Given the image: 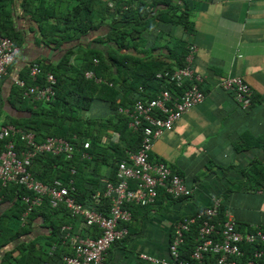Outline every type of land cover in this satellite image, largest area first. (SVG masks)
<instances>
[{"label":"crops","instance_id":"crops-1","mask_svg":"<svg viewBox=\"0 0 264 264\" xmlns=\"http://www.w3.org/2000/svg\"><path fill=\"white\" fill-rule=\"evenodd\" d=\"M148 1L154 8L155 2L163 0ZM23 2L0 0V22L9 24L21 39L16 61L0 78V126L5 124L8 115H28L20 109L22 104L18 100L10 99V93L12 87L17 86L16 79L28 77L30 63H56L69 49L73 48L76 56L87 47H101L96 39L109 30V26L104 25L62 46L46 44L39 23ZM180 5H185L190 14L194 26L192 33L177 23L158 22L143 35L138 46L141 52L136 54L135 50H129V53L143 58L144 52L156 47L151 56L172 66L169 70H173L184 64L179 66L166 48L177 55L184 49L187 55L190 45L196 47L193 67L202 76L205 98L178 119L171 129L158 136L150 152L152 162L168 164L174 173L184 178L193 194L174 199L161 191L154 204L132 206L133 218L127 224L128 234L109 248L104 264L172 261L170 244L175 224L211 205L213 197L222 199L224 210L233 215L242 231L258 226L264 229V0H186ZM73 61L79 62L76 57ZM235 75L242 76L252 87L248 108H243L233 94L220 85L222 79ZM158 87L147 88L150 96L155 95ZM138 94L128 90V102L124 106L130 107ZM110 114L109 104L100 99H95L86 113L94 119ZM107 134L101 135L103 145L112 146L118 142L119 132L109 129ZM107 149L105 155L113 163L110 156L113 150ZM129 152L133 150L128 149ZM103 155L94 158L85 169L86 175L93 178L82 185L88 190L93 189L91 199L84 202L90 207L99 205L100 199H106L103 195L105 186L109 181H115L112 179L115 168L104 161ZM91 180H95L94 183ZM12 205L10 200L0 197V218ZM99 207L103 212H109L106 204ZM31 217H28L27 229L19 235L9 231L10 220L1 227L0 264H44L46 261L59 264V260L48 257L47 252L53 243L58 245L59 255L72 252L69 243L62 241V226L70 228L75 235L99 234L97 227L87 226L66 209L57 208L50 214L37 213ZM20 223L24 225L21 218ZM195 242L196 239L191 241V247H187L186 240L182 246L185 258L190 259Z\"/></svg>","mask_w":264,"mask_h":264},{"label":"built area","instance_id":"built-area-1","mask_svg":"<svg viewBox=\"0 0 264 264\" xmlns=\"http://www.w3.org/2000/svg\"><path fill=\"white\" fill-rule=\"evenodd\" d=\"M170 1L180 5L186 0ZM150 10L154 8L150 7ZM18 53L19 46L16 42L11 37L0 34V78L7 74ZM195 53L196 47L190 45L183 66L156 73V79L161 84L155 95L150 96L147 88L140 87L139 94L130 107H119V111L129 118L128 127L133 131L141 130L142 136L138 150L127 152V156L118 162L115 181H109L105 186L103 195L108 200V213L78 201L72 178L45 183L30 171L37 155L51 153L71 157L75 150L72 141L59 136H47L37 141L33 131L12 123L0 126V139L5 141L4 147L0 149V192L9 183L19 184L27 189L29 194L22 196L25 205L21 215L22 224L27 222L35 207L48 199L51 207H65L73 217L81 218L87 226L97 227L99 230L98 235L80 236L73 234L67 226H62V241L69 243L72 252L63 253L59 264H104L109 248L128 234L127 224L133 218L132 206L154 204L161 191L174 199L193 194V189L187 186L184 178L174 173L168 164L162 161L152 162L150 152L158 136L171 129L178 119L205 98L201 88L202 76L193 67ZM93 61L98 65L97 58ZM28 69L31 79L38 81L43 73L42 65L32 62ZM85 76L98 84L114 85L94 70H87ZM15 84L24 90V97L34 102L50 103L56 98V77L52 72L45 74L44 83L28 86L24 79L18 78ZM172 85L175 90H172ZM220 85L231 92L243 108L251 105L253 90L242 76H227L220 81ZM77 138L79 137L76 136L75 139ZM84 147H90V142L84 141ZM84 157L91 159L88 153H84ZM75 172V169L71 170V174ZM222 206V199L213 197L211 205L179 220L174 226L170 244L172 261L156 263L209 264V255H214L211 264H264V248H257L249 260H241L244 255L242 244H264V229L258 226L242 231L227 210H224V215L220 218ZM195 226L198 235L190 259H187L182 255L181 248L185 244L186 234ZM57 252L58 245L54 243L48 251L49 256L55 257ZM143 257L153 260L147 255ZM44 264L52 263L46 261Z\"/></svg>","mask_w":264,"mask_h":264},{"label":"trees","instance_id":"trees-1","mask_svg":"<svg viewBox=\"0 0 264 264\" xmlns=\"http://www.w3.org/2000/svg\"><path fill=\"white\" fill-rule=\"evenodd\" d=\"M23 5L39 23L40 34L44 37L46 44L62 46L65 42L80 39L104 25L109 26L107 33L100 39H96L101 47H87L76 56L75 50L69 49L56 63L42 65L43 73L38 77V81L31 79L28 70V77H21L28 86L44 83L45 74L52 72L56 77V98L50 103L34 102L24 97L22 88L13 86L10 99L18 100L22 104L20 109L28 112V115L24 117L8 115L7 121L4 122L33 131L37 141L47 136H59L75 144L71 157L51 153L37 155L32 161L30 171L37 179L45 183H52L55 179L67 181L72 178L76 187L75 196L78 201L84 203L87 198L91 199L93 193V189L88 190L82 187L83 183L90 178L86 175L85 169L93 159L104 154V161L110 164L109 157L105 155L107 148L110 147L113 150L110 155L113 161L111 164L115 168L112 179L115 180L118 162L126 157L128 149L134 151L138 145L140 146L141 130L133 131L129 128L128 117L118 111L120 106L127 105L128 90H135L138 93L140 87L160 86L156 73L172 68L159 58L151 56L157 50L156 47H151L144 52V56H147L145 58L148 59L144 56L141 58L138 55H132L129 50H135L136 54H139L141 50L138 46L143 35L147 30L154 28L158 22L177 23L188 33L194 31V26L187 7L170 0L155 2L152 11L149 9L148 0H24ZM0 34L11 37L19 46L21 41L19 33L13 31L9 24L0 22ZM166 49L171 57L176 58L179 66L184 64L186 56L184 49L180 55L172 49ZM75 57L79 61L78 64L73 61ZM94 58L99 60L98 65L94 64ZM87 70L96 71L98 75L113 82L114 85L98 84L86 78ZM130 78H132L131 81ZM95 99L107 102L112 114L101 119L88 117L86 113L91 109ZM109 129L119 132L120 136L117 143L105 146L101 142V135H108ZM76 136L79 138L75 139ZM84 141H89L90 147L85 148ZM4 144L5 141L0 139V149L4 147ZM18 145H21V142H18ZM84 153H88L91 159L84 157ZM72 169L76 170L74 174H71ZM91 181L94 183L95 180ZM88 191L91 193L88 194ZM24 194H29L27 189L15 183H9L1 189V199H8L13 205L0 218V229L9 220V231L19 235L22 230L24 232L27 229L30 221L24 225L20 223L21 214L25 209L22 201ZM98 204L108 206L107 199H100ZM99 205L94 204V207L103 211ZM224 208L225 206H222L220 218L224 215ZM56 209L51 207L48 199H45L40 206L32 210L29 219L37 213L46 215ZM197 235L195 226L186 234L187 247H191V241H194ZM241 247L244 253L241 260L247 261L253 257L257 248H264V244L244 243ZM47 255L50 257L48 252ZM50 258H57L60 263L61 254L57 252L55 257ZM214 258V255H209L208 263L211 264Z\"/></svg>","mask_w":264,"mask_h":264}]
</instances>
